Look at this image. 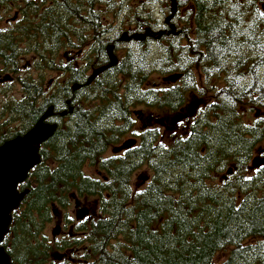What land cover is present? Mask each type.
<instances>
[{"label": "trees", "instance_id": "1", "mask_svg": "<svg viewBox=\"0 0 264 264\" xmlns=\"http://www.w3.org/2000/svg\"><path fill=\"white\" fill-rule=\"evenodd\" d=\"M125 1L130 0H70V16L55 21L63 39H38L36 30L27 27L19 32L20 40L42 55L43 76L47 71L70 73L77 77L70 76V82H76L86 70L62 62L51 67L53 58L70 51L73 43L82 45L87 28L92 42L100 12L107 33L120 21L124 29L129 25L139 33L153 28L156 20L147 6L158 0L135 10ZM176 2L172 9L170 0L164 1L170 14L190 4L183 19L187 55L179 61L178 43L165 40L157 48L147 36L138 43L136 60L128 53L86 88L83 98L71 100L70 123L57 128L46 148H39L40 162L18 186L24 198L0 244L12 264H264V155L250 169L253 151L264 141V119L247 124L242 113L245 107L264 114V0ZM100 44L90 52L97 59L95 67L101 64L95 52ZM177 72L183 73L180 85H144L153 73L168 84ZM191 72L207 86L199 96L208 92L210 100L182 134L166 147L158 142L157 130H145L123 156L103 157L131 127L136 106L179 115L187 95L199 92H194ZM214 73L218 88L212 101ZM29 79L25 90L35 95ZM49 104L56 101L27 99L1 106L0 115L6 114L10 127L0 133V145L28 131ZM143 163L151 179L144 190L133 192L130 176ZM86 166L101 177L87 176ZM229 168L233 176L218 183L215 175ZM74 195L96 198L99 217L77 223L74 234L82 237L53 242L44 232L53 220V207L67 210ZM57 250L70 251L72 258L58 262Z\"/></svg>", "mask_w": 264, "mask_h": 264}, {"label": "flooded vegetation", "instance_id": "2", "mask_svg": "<svg viewBox=\"0 0 264 264\" xmlns=\"http://www.w3.org/2000/svg\"><path fill=\"white\" fill-rule=\"evenodd\" d=\"M188 5L189 6L184 8H178L179 11L177 9V11L174 14H170L169 12H167L166 15H164L163 20H161V22L157 20L152 29H147L149 30L148 39L152 40L155 43H162L165 40H171L174 44L178 43L180 45V48L176 50H178L177 60L179 61H181L183 56L187 55L186 53H188L187 49L185 48V38L183 37L188 34L183 31V19L187 14V9H190V4ZM131 6L132 4L130 5L131 10H135L137 7L136 5H134L133 7ZM125 7L128 8L127 6ZM175 7L177 8L176 0H175ZM170 8L172 7L170 6ZM99 9H101V7ZM65 14L68 15V17L70 16V0L67 1V4L66 3L61 4L60 0H0V22L2 24L0 25V101L1 100L4 101L0 105V107L3 104H7V103L24 102L27 99H30L31 101H34L36 103L39 102L47 103V101H51L52 99H54L56 101V105L51 106V104H49L48 107L40 116L41 118L44 114L48 112V110H51V115L47 117L44 123L54 126V132L57 130V128L63 129V127L67 126L70 123V115L72 114V106L70 105V102L72 103V101H77L83 98L84 90L86 88L93 86L97 81V79L101 77L105 71H110L113 67L117 66L119 61L123 59L128 53H131L133 55L134 60H136L139 52L138 43L144 41L143 39L142 40L133 39L132 37L137 33L135 31L136 28L133 27L132 29L130 28V30H127L126 28L124 29L122 27L123 21L121 25L119 24V27L117 26L113 28L111 32L107 33L106 30L103 28L105 24L104 23L105 16L100 12L97 18L99 19L97 28H96V22L94 23L95 26L94 31L96 33L95 37H93L94 40L91 42L90 39L92 33L90 32V29L87 28L86 33L83 34L84 39L82 45L73 43V46H75L74 48H72L70 51L64 50L60 52L58 56L53 58L54 63L51 64V67H53V64H59V62L64 63L65 55L70 54V59L68 61L66 60L65 65L69 64L70 62L71 64H74L75 67H83L86 71L83 73L82 76H78L76 82H70V76L74 78L76 77L74 74L70 75L69 73L68 75V73L66 74L59 73V76H57L53 82L52 80H49V82L46 84L45 80L43 79L44 76L41 73L42 71L46 70L44 69L45 63L42 60L41 57L42 55H39L34 49H27L25 47L26 45L25 42L23 40L22 41L20 40L23 39V36L19 32L27 27H30L32 28V30L33 29L36 30L34 35L38 39L41 38L48 40L63 39L65 33L64 32L58 33L55 30L56 28L55 21L58 18L64 16ZM66 24H67L66 27H68L69 24L68 23ZM172 26L174 28L173 31L171 30ZM146 32L147 31L145 30L142 33L146 34ZM127 38L129 39L127 40ZM105 39L110 40V43L108 45L105 44L104 42ZM98 44H100L98 47H100L101 49H99L98 51L95 50L94 51L99 55V60L101 61V64L99 65V67L98 66L95 67L96 66L95 60L97 59L96 57H94L93 52L92 53L90 52L93 48H95L94 45H98ZM110 46H112V56L115 58L116 64L111 68L103 70L101 73L97 74L91 80V82H88L89 78L92 76L94 71L109 65L110 59L108 54V48ZM100 54H102V58ZM155 54L157 57L156 59L162 58L160 57L159 49H157ZM28 58H30L29 63H27ZM23 64L25 66H23ZM25 70L28 71L34 70V71H38V73L36 77H33L27 73L22 75V73L26 72ZM175 74L180 75L179 80L175 82H170L168 84L165 83L163 80H161V82L158 80L159 83L158 82L155 83L151 88L156 89L157 87L163 85V87L169 89L173 86L180 85V81L182 79L183 73L177 72ZM195 76H196L195 72H191L190 77L192 78L193 82L196 85L197 81ZM216 76L217 74L214 73V76L212 77L211 80V84L213 86V90L210 94L212 101L215 100L217 97L218 85H217ZM28 78H30L29 80L31 81V83H33V85L31 86L35 88V95H32V90L30 92L31 93L30 95H28L25 90V82L26 79ZM59 79H64V80L60 82ZM145 84L146 83H144V85ZM14 85H19L20 89L14 88ZM16 93H18V95H16ZM204 93H206L204 95L205 98H202V96L199 97L201 101L204 100L200 104L201 106L200 109L198 108L197 105L198 103L191 104V106H193V108L195 109L194 112L195 116H192L193 118L197 116L199 111L202 109L203 105L208 102L207 99L209 94L207 92ZM190 95L196 96V94H194L193 92H191L189 96ZM59 98L60 100L62 99L64 100L62 101L64 103L63 107L60 106ZM183 109L184 107L180 110V112ZM3 117L5 118V115H3ZM131 117L133 119L132 109H131ZM8 120L9 118L6 117L5 121L8 122ZM35 124L36 123H34L33 126ZM133 124H134V119L132 120L131 127L133 126ZM33 126H31V128ZM149 129L150 128L143 125V127L138 128L134 138L127 140H134L135 141L134 147H136L139 143V138L137 136H139L141 132H144L145 130H149ZM125 141H123L120 145L116 147L121 146ZM44 144L45 142L41 144L39 148H46L43 147ZM128 150L129 149L123 150L117 153V155L123 156L124 152ZM96 176L101 177V174L97 173ZM101 179H105V178L102 177ZM147 186L148 185H146L145 188ZM74 199L75 196L72 198V201ZM86 199L87 198H82L81 202L73 201V205L71 207L73 208V211L76 212L73 222L70 220V222L67 223L64 217L61 218L60 215L55 218V221L59 225V228L63 227L70 229V226H72V224H77V222H80L79 220H77L76 216L77 213L80 212L82 209L83 210L87 209V206L85 205L87 203ZM59 237H61V235ZM70 255H71L70 251L66 252L64 253V256H62L61 259H71Z\"/></svg>", "mask_w": 264, "mask_h": 264}, {"label": "rangeland", "instance_id": "3", "mask_svg": "<svg viewBox=\"0 0 264 264\" xmlns=\"http://www.w3.org/2000/svg\"><path fill=\"white\" fill-rule=\"evenodd\" d=\"M146 1L150 2V0H130L129 2L125 1V3H128V4L130 3V5L132 4L131 7H133L134 5L139 6L140 4L145 3ZM164 1L165 0H158L157 3L155 1H153L150 3L151 6H147V10L149 9L150 11H152L151 13H152L153 19L156 21L158 20L159 22H161V20H163V18H164V15H166V13L169 12V8L167 6H165ZM120 20H123V18ZM107 22H111V24H112L113 20L109 19V20H107ZM113 24L115 25V27L118 25L117 23H113ZM119 24L121 25L122 21H120ZM0 25H2L1 22H0ZM122 27H125V24ZM130 28L132 29L133 27L128 25L126 29L130 30ZM146 31H147V29H146ZM135 35L136 36L142 35V36H144L145 39L148 36L147 34H143L142 32H140V33L137 32ZM152 42L153 41L151 40L149 43H152ZM153 45H154V47L158 48V43L153 44ZM29 59L30 58H28L27 63H29ZM69 59H70V54L65 55L64 63L66 62V60L68 61ZM69 64H70V62H69ZM23 66H25V65L23 64ZM21 68H22V66H21ZM25 71L26 72L22 73V75L27 73L33 77H36V75L38 73V71H34V70H31V71L25 70ZM153 74H151L152 76L148 80V82L145 84V86L153 87V85L155 83H157V82L159 83V81L161 82L162 77L158 76L156 74H154V75ZM57 76H59V73L50 72V71L45 72V76H44L45 77V79H44L45 83L47 84L49 82V80H52V82H53ZM203 79L205 80V78H203ZM63 80L64 79H59L60 82H62ZM206 87L207 86L202 81V79H197V84L195 85L196 90H194V89L193 90H194V92L195 91H199V92L196 93V96H192V95L189 96V94L187 95V98H186V101L184 104V109L180 112L179 116L178 115L175 116L173 114H166V113L159 112V111H148L145 108H142V106H136L135 108L132 109L133 119H134L133 126L130 127L131 129L130 128L128 129L127 133L123 137L119 138V141L117 142L115 147L120 145L123 141H125L127 139L134 138L138 128L143 127V125L150 128V129L157 130L159 133V136H160L158 142L162 146L167 147L171 143V141H173L176 137H178L180 134H182L184 132V129H185L184 125H186L188 123V120L193 118L192 116H195V113H194L195 109L193 108V106H191V104L198 103L197 104L198 108L199 109L201 108L200 104L204 100L201 101V99L199 98L200 97L199 95H200L201 90L206 88ZM14 88L20 89L19 85H14ZM16 95H18V93H16ZM202 98H205V96ZM208 100H210V96H208L207 101ZM3 102L4 101L1 100L0 105ZM0 109H1V107H0ZM136 113H138V114H136ZM242 113H243V115H245V119H246L247 124H252L254 118L264 119V114L256 108L249 109V108L244 107L242 109ZM247 114L249 116H247ZM3 115H5V118H6V114H3ZM3 115H0V133H5L8 129V127H10L7 124V122L5 121V118L3 117ZM12 125L13 124H11V127L14 128V126H12ZM113 148L114 147H109L108 150H106L103 157L108 158L110 156L117 155V154L112 153ZM263 154H264V141L255 147V149L253 151V156H252L251 162H250V165H251L250 169L256 167L258 165V163H260V160H261ZM230 169L231 168H229L228 170H230ZM84 173L90 177H96V175H97V171L90 168L89 166H86L84 168ZM233 174H234V172L233 173L231 172V174H228V171H222V172H220V174L215 175V179L219 183L222 180H224V181L227 180V177L231 178L233 176ZM150 179H151L150 170L148 169V166L145 163H143L137 169H135L130 176L131 190L133 192L144 190L145 186L148 185ZM74 196L71 197L70 206L68 207L67 210L62 211L60 209L53 207V210L55 212L54 216H53V220H52V222L49 223V225L46 227V229L44 231L45 234L49 238H51L50 240H52L53 242L54 241L58 242L59 240H61L63 238H69V239H71V241H73L74 239L82 237V234H74V228L82 221L86 220L88 222L92 218L96 219L97 217H99V209L97 206L96 198H88V199H86L87 203L85 204L87 206V209H88L87 217H85L82 221L77 222L78 224H72V226H70V229L63 228V227L62 228L60 227L61 228L60 229L59 225L55 221V218L57 216L60 215L62 218V217H65V214H67V216L70 218V220L72 222H73V219L75 218L76 212L73 211V208L71 206L73 205V201L74 202H81L82 198H78L75 196V199L72 201V198ZM80 209H82V208H80ZM81 211H83V209ZM57 227L59 230L58 231L59 235L57 234V235H55L56 237L55 236L52 237V232H53L54 228H57ZM60 235H61V237H59ZM54 253H56L58 255H64L63 252L58 251V250L55 251ZM70 257L72 258V254L70 255ZM61 260H63V259H60V260L58 259V262Z\"/></svg>", "mask_w": 264, "mask_h": 264}, {"label": "water", "instance_id": "4", "mask_svg": "<svg viewBox=\"0 0 264 264\" xmlns=\"http://www.w3.org/2000/svg\"><path fill=\"white\" fill-rule=\"evenodd\" d=\"M172 9H175V0H170ZM264 11V4L262 5ZM173 26L171 30L173 31ZM147 30L146 34L148 35ZM135 40H142L144 36L137 35L132 37ZM129 38H127L128 40ZM110 63L109 65L93 72L88 82L103 70L113 67L116 64L112 56V46L108 48ZM180 75H173L169 78L170 82H175ZM77 88V87H76ZM51 115L48 110L36 124L21 136H17L3 142L0 145V244L4 237L9 233L12 212L19 208L24 193L19 192L18 186L22 184L28 173L40 162L38 154L39 146L46 142L54 132V126L44 123L47 117ZM135 145L134 140L125 141L121 146L115 147L112 152L119 153L123 150L132 148ZM264 160V159H263ZM232 170H228L231 174ZM88 215V210L84 209L77 213V220L81 221ZM58 227L54 228L52 235L58 234ZM0 264H12L10 258L0 245Z\"/></svg>", "mask_w": 264, "mask_h": 264}, {"label": "bare ground", "instance_id": "5", "mask_svg": "<svg viewBox=\"0 0 264 264\" xmlns=\"http://www.w3.org/2000/svg\"><path fill=\"white\" fill-rule=\"evenodd\" d=\"M151 27V26H150ZM149 28V27H148ZM122 43V42H121ZM119 44V43H118ZM120 45V44H119ZM135 46V45H134ZM147 47V46H146ZM128 50V49H127ZM147 79V78H146ZM83 85V84H82ZM84 95V94H83ZM93 95V94H92ZM88 96V95H87ZM77 99V98H76ZM68 104V103H67ZM69 105V104H68ZM67 105V107H68ZM52 106V105H51ZM71 107V106H70ZM65 111V110H64ZM68 112V111H67Z\"/></svg>", "mask_w": 264, "mask_h": 264}, {"label": "snow or ice", "instance_id": "6", "mask_svg": "<svg viewBox=\"0 0 264 264\" xmlns=\"http://www.w3.org/2000/svg\"><path fill=\"white\" fill-rule=\"evenodd\" d=\"M249 179H251V177H249ZM139 195V193H137Z\"/></svg>", "mask_w": 264, "mask_h": 264}]
</instances>
